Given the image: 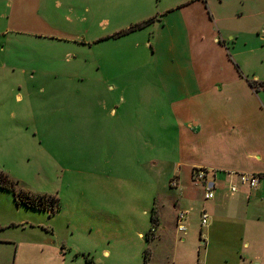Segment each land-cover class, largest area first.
Here are the masks:
<instances>
[{
  "label": "rangeland",
  "instance_id": "rangeland-1",
  "mask_svg": "<svg viewBox=\"0 0 264 264\" xmlns=\"http://www.w3.org/2000/svg\"><path fill=\"white\" fill-rule=\"evenodd\" d=\"M179 1L0 0V171L27 197L44 201L34 208L0 187L1 224L27 229L0 227V239L39 234L31 228L39 224L59 251L65 245L68 264H144L156 234L155 227L149 233L154 202L169 204L167 230L174 232L175 217L186 205L175 206L173 199L194 187L210 220L202 227L198 213H192L194 234L162 251L161 264H172L173 255L177 263L264 264V219L246 214L234 233L227 230L229 223H221L209 234L213 213L202 186L184 175L172 187L178 177L169 165H158V178L146 170L148 162L169 160L170 142L161 134L168 133L162 130L167 126L160 127V152L145 147L140 159L124 141L120 117L100 110L122 103L135 108L152 98L144 91L152 86L153 70L144 42L153 26L125 30ZM106 135L111 142H105ZM94 196L124 199L127 218L95 224L101 215L90 205ZM14 259L12 246L0 240V264Z\"/></svg>",
  "mask_w": 264,
  "mask_h": 264
},
{
  "label": "crops",
  "instance_id": "crops-1",
  "mask_svg": "<svg viewBox=\"0 0 264 264\" xmlns=\"http://www.w3.org/2000/svg\"><path fill=\"white\" fill-rule=\"evenodd\" d=\"M149 26L153 29L144 47L148 43L153 57V70L149 73L152 86L144 91L154 101L148 96L145 104L135 108L122 103L120 107L106 106L100 110L107 116L120 117L124 141L130 143L140 159L144 158L145 147L150 152H160V127L167 126L162 130L168 133L161 134L170 142L166 150L169 160L146 164V170L154 178L159 176L158 165L170 166L172 177H178L177 186L184 175L194 182L197 167L216 173V197L204 198L211 202L209 207L213 213L209 234L220 229L221 223H229L226 228L234 233L246 214L257 220L264 219V180L254 191L243 186L236 193L227 190L232 179L238 183V175L231 179V172L264 176V0H181L133 23L124 33ZM104 140L111 142L110 135L104 136ZM154 188L159 190V185ZM196 191L194 187L183 188L173 199L175 206L184 202L182 211L189 212L184 221L185 232L178 230V214L176 230H167L170 217L166 206L169 204L154 202L150 218L153 227L149 233L155 227L156 234L151 239L153 252L144 264H161L162 251L170 252L177 242L184 243L194 234L192 213H198L201 225V212L208 211ZM90 205L101 215L96 216L99 221L95 219V224L127 218L128 204L124 199L112 202L100 196L92 199ZM143 214L147 215L146 210ZM208 216L210 220L209 213ZM11 223L14 224L0 222V227L27 230L22 224ZM31 228H38L33 230L39 234L28 232L23 237L0 239L12 246L14 264H68L64 244L59 245L62 250L59 251L50 239L53 236L42 225ZM138 236L144 240L145 230L139 231ZM103 253L111 254L109 250ZM172 264L190 263H177L173 255ZM237 264L247 262L239 259Z\"/></svg>",
  "mask_w": 264,
  "mask_h": 264
},
{
  "label": "built area",
  "instance_id": "built-area-1",
  "mask_svg": "<svg viewBox=\"0 0 264 264\" xmlns=\"http://www.w3.org/2000/svg\"><path fill=\"white\" fill-rule=\"evenodd\" d=\"M235 175H238V183H235L232 179ZM231 181L228 182L227 190L230 193H236L239 191L241 186L248 188L250 191L256 190L261 181L264 180V176L256 173H230ZM217 175L214 171H211L204 167H197L194 169L193 180L194 182L201 184L204 189V198L205 200H213L216 197L217 184L216 179ZM177 182L173 181L171 185L173 187L177 186ZM188 211H180L177 215V227L181 232L186 231V225L184 221L188 215ZM201 225L202 227L206 226L209 221V216L206 211L201 212ZM252 264V263H249Z\"/></svg>",
  "mask_w": 264,
  "mask_h": 264
},
{
  "label": "trees",
  "instance_id": "trees-1",
  "mask_svg": "<svg viewBox=\"0 0 264 264\" xmlns=\"http://www.w3.org/2000/svg\"><path fill=\"white\" fill-rule=\"evenodd\" d=\"M16 184L17 182L11 179L8 174L4 173L3 171H0V187L13 191L15 193V198L17 199V201L27 203L28 205H31L34 208L41 207L44 204V201L40 200L39 198L36 199L34 197H27L25 193L26 191H23L21 189L17 190ZM38 200L40 201L38 202Z\"/></svg>",
  "mask_w": 264,
  "mask_h": 264
}]
</instances>
